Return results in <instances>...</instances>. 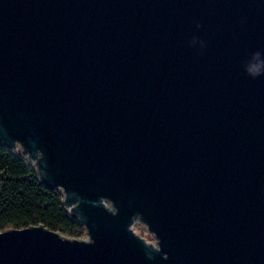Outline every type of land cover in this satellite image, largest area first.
<instances>
[{
	"label": "water",
	"instance_id": "1",
	"mask_svg": "<svg viewBox=\"0 0 264 264\" xmlns=\"http://www.w3.org/2000/svg\"><path fill=\"white\" fill-rule=\"evenodd\" d=\"M0 143L89 237L0 264H264V0H0Z\"/></svg>",
	"mask_w": 264,
	"mask_h": 264
},
{
	"label": "trees",
	"instance_id": "2",
	"mask_svg": "<svg viewBox=\"0 0 264 264\" xmlns=\"http://www.w3.org/2000/svg\"><path fill=\"white\" fill-rule=\"evenodd\" d=\"M63 199V193L46 186L23 156L0 143V230L44 225L80 237L84 227L70 216Z\"/></svg>",
	"mask_w": 264,
	"mask_h": 264
},
{
	"label": "rangeland",
	"instance_id": "3",
	"mask_svg": "<svg viewBox=\"0 0 264 264\" xmlns=\"http://www.w3.org/2000/svg\"><path fill=\"white\" fill-rule=\"evenodd\" d=\"M26 162L28 163V164H30L32 167H34L33 165H32V163L31 162H28L27 160H26ZM39 175V174H38ZM39 177H41L40 175H39ZM69 212V211H68ZM7 228H10V227H5L4 229H7ZM133 229H134V231L138 234V235H140L144 240H146V241H148V242H152L153 241V239H152V237H151V235H149V232H148V230H146L145 229V225L140 221V220H135V223H134V225H133ZM64 236H66V237H70V238H72L71 236H68V235H66V234H64V233H62ZM78 239H81V240H89V237H88V235H87V233H86V231H85V229H84V231H83V234L80 236V237H77Z\"/></svg>",
	"mask_w": 264,
	"mask_h": 264
},
{
	"label": "built area",
	"instance_id": "4",
	"mask_svg": "<svg viewBox=\"0 0 264 264\" xmlns=\"http://www.w3.org/2000/svg\"><path fill=\"white\" fill-rule=\"evenodd\" d=\"M5 146V145H4ZM7 147V146H5ZM8 148V147H7ZM8 149H11V150H15L16 151V147H13V148H8ZM61 191V190H60ZM68 211H69V207H68Z\"/></svg>",
	"mask_w": 264,
	"mask_h": 264
}]
</instances>
